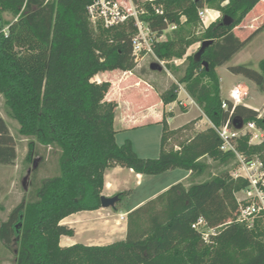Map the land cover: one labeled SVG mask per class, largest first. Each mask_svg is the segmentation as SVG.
I'll return each mask as SVG.
<instances>
[{
  "label": "trees",
  "instance_id": "trees-1",
  "mask_svg": "<svg viewBox=\"0 0 264 264\" xmlns=\"http://www.w3.org/2000/svg\"><path fill=\"white\" fill-rule=\"evenodd\" d=\"M91 1L0 0V94L8 116L19 124L18 133L28 140L25 160L40 158L32 171L28 198L0 224V240L8 248L18 244L16 264H264V215L251 228L238 221L240 206L249 202L236 195L248 186L246 179L232 175L238 166L200 182L176 183L130 211L124 239L102 245H61V236L75 234L62 223L64 218L102 207L109 168L126 167L143 175L182 168L191 172L190 182L212 167L207 159L239 165L234 152L221 149L222 139L212 125L168 148L184 127L170 129L166 114L158 157H141L130 139L118 144L114 126L118 104L106 100L111 82L95 81L94 76L117 69L146 76L156 69L137 67L133 22L113 28L91 25L87 14ZM262 1L157 0L165 7L164 16L155 15L147 4L146 18L159 35L177 24L153 46L156 56L178 75V83L165 90L153 85L164 104L179 101L183 84L216 127L228 121L235 127L255 122L264 131V116L258 110L244 104L233 110V103L223 98L217 71L264 31V22L245 39L234 31ZM205 8L218 10L221 17L198 31L199 10ZM7 12L16 18L14 23L4 19ZM226 17L232 19L230 24L224 22ZM7 26L9 34L4 30ZM209 39L214 41L199 60L196 52L187 54L192 45ZM15 41L21 50L26 48L19 55ZM174 59H183V65L171 64ZM229 69L264 93V59L259 70L246 65ZM236 145L245 158L264 163V141L250 143L246 134L237 138ZM47 148L58 153L57 173L40 179ZM17 157L15 137L0 116V164L13 165ZM130 193H118L119 200ZM200 217L217 228L208 241L192 228Z\"/></svg>",
  "mask_w": 264,
  "mask_h": 264
},
{
  "label": "rangeland",
  "instance_id": "rangeland-1",
  "mask_svg": "<svg viewBox=\"0 0 264 264\" xmlns=\"http://www.w3.org/2000/svg\"><path fill=\"white\" fill-rule=\"evenodd\" d=\"M220 16L216 17L215 19L211 17H206L204 20L201 19L202 24L198 31H202L205 27L209 26L212 22L217 20ZM4 19L8 21H12L13 23L16 21V18L10 13H4ZM264 22V3L257 6L255 9L250 11L243 22L235 28V33L241 39L247 38L253 31H255L259 26L262 25ZM9 26L5 28V33L9 34ZM16 42V41H15ZM14 43V41H13ZM16 50L19 53H23L20 48L19 42H16ZM201 42L195 43L189 49L187 54H192L197 52L200 49ZM34 53V52H33ZM264 59V31L257 34L255 38L238 54H236L228 63L225 65L219 66L217 68L218 74L221 78V88H222V96L224 99L230 98V92L235 87H240L243 91H248V96L243 98L242 104L246 105L250 104L254 107L258 108L260 116H264V93L260 91L259 87L251 80L247 79L243 75L234 74L230 71L229 67L233 65H246L253 69L259 70V63ZM162 61V60H161ZM160 60L156 59L153 55H146L142 60L138 63L139 67H149L152 64H155V72L147 73L146 77L153 81L160 89L165 90L173 83H178V75H175L171 72L169 65L166 64L165 61L161 62ZM183 59H174L171 64L182 66ZM140 65V66H139ZM151 69V68H150ZM183 72L180 73L182 75ZM183 86V84H181ZM180 87V85H179ZM181 97L178 101L176 111L180 113L177 117L175 123L180 125L182 121H186L191 117V121L187 123L180 132H178L168 143V148H176L177 145L182 142L186 141L191 138L197 131L205 130L211 123L209 119L204 115L203 111L193 103V110L188 115H181V113L188 112L192 107L190 104L184 106V104L188 103V98L186 99V93L180 87ZM247 106V105H246ZM249 107V106H248ZM0 113L4 114L6 118L9 120V123L12 127V130L15 134L16 138V145L18 148V161L14 164L13 167H4L0 166V224L3 220H6L11 210L18 205L23 199H27L29 196V192L32 185V171L33 169L40 164V158L38 155H34L32 160L27 162L25 160L26 155L28 153V140L25 139L18 133L19 124L16 120H12L6 111L5 102L3 96L0 94ZM174 113V112H173ZM182 128V127H180ZM159 131L158 126L152 125L146 127L144 129L135 130L132 132L133 135H138L139 141L137 144H143L146 140L148 142L154 143L156 138H158ZM119 142L122 141V134L118 136ZM144 140V141H142ZM137 145L141 148V145ZM143 149H141L142 151ZM42 152H44V148H42ZM58 153L56 150H51L47 148L46 151V160L45 163L42 165L41 169L39 170V178L44 179L48 176L55 175L57 173V161H58ZM151 157V158H156ZM212 166L210 169L206 171L203 176L195 177L192 181L189 182V179L185 181L186 184H190L191 182H200L206 180L213 176L214 174H219L223 170H232L236 168L238 165L235 162L230 163L227 166L219 165L217 162L212 161L211 159H207ZM184 169L176 168L167 174V176H163L162 180H158L157 184L161 182H166L172 178H174L178 173H184ZM60 171H58L59 173ZM243 178V177H242ZM246 179V178H244ZM151 185H145L142 189L136 190L129 195L124 196L122 200H119L116 204L119 208L123 211L129 210L131 206L136 204L145 194L146 191L150 189ZM149 187V189H148ZM147 189V190H146ZM248 187L239 190L238 197L243 199L247 195ZM109 208L110 207H104ZM92 220H99V219H106L111 218L110 215H106L103 213H96L94 217H90ZM89 218V219H90ZM128 223V215H121L120 217ZM64 223V222H62ZM65 224V223H64ZM68 226L72 227L76 233L74 238L75 243L80 242L84 244H99L101 237L97 234V231H90L89 228L82 227V229H77L71 224H67ZM119 237V234L112 237L111 240L115 241L118 240L116 238ZM65 238H69V236H65ZM65 238L62 239L61 244H65ZM111 241V242H113ZM18 244L15 242L12 248L6 247L2 241L0 240V264H16V251H17Z\"/></svg>",
  "mask_w": 264,
  "mask_h": 264
},
{
  "label": "crops",
  "instance_id": "crops-1",
  "mask_svg": "<svg viewBox=\"0 0 264 264\" xmlns=\"http://www.w3.org/2000/svg\"><path fill=\"white\" fill-rule=\"evenodd\" d=\"M263 2L264 0L260 4H263ZM205 9L207 10L206 17L208 18L211 17L215 19L217 16H220V12L218 10L210 8ZM93 79L98 82H111V87L106 95V100L115 101L118 104L116 108L114 122V126L116 129V140L118 144H122L126 139H130L133 142L136 152L141 157L159 156L161 150V136L163 131L162 120L164 119L165 114L170 129H178L180 127H184L187 123L192 120L190 117L186 121H182L180 125H177L175 121L177 120V117L180 114L176 111L178 102L164 104L161 99L160 93L153 86L155 85L154 82L150 81L145 75H141L138 72L123 71L119 69L108 70L99 72L94 76ZM183 91H185L186 93V99L188 98V103L184 104V106L190 104L192 107L188 112L181 113V115H188L194 108L192 105L193 103H195L197 106L199 105L186 92L184 88ZM179 94H181V91H179ZM180 98H182L181 95H179V99ZM246 105L258 110L257 107H254L250 104ZM0 116H2L7 121L10 127V131L15 137L9 120L2 113H0ZM209 122L211 123L210 120ZM152 125L158 126L159 131H161V134L159 132L158 138H156V141H154V143L148 142V140H146L143 144L139 143L141 145L140 148L139 146H137L139 145L137 144V141H139L138 139L140 136L138 137V135H133L132 132H134L135 130L144 129ZM120 134H122L123 137L121 143L119 142L118 138ZM141 149L143 150L141 151ZM18 157L15 163L18 161ZM0 166L13 167L14 164H0ZM172 170H168L158 175H143L138 174L133 169H129L126 167L115 166L109 168L105 172V187L103 190V195L114 196L126 190H130L132 193L136 190L142 189L146 184L151 185V187L149 186L150 189L148 187L149 190L146 189V194L136 204L131 206L129 210L123 211L118 206H116L117 208L110 207V209L101 207L97 210L80 211L77 213H73L64 218L62 222H64L65 224H71V226H74L77 229H82V227H85L89 228L90 231H97V234H99V236L101 237V239L99 240L100 243L98 245L112 243V237L117 234H119V237L116 239H124L127 235V223H125V221L120 218L121 215H128L130 211L134 210L135 208L139 207L150 199L157 197L160 193L164 192L172 185L179 182L185 183V181L188 180L191 174L190 171L184 169V173H178L174 178L166 182H161L157 184V182H159L158 180H162V178L167 176V174H170ZM236 195L237 198L240 199L238 197V193ZM96 213L110 215L111 218H102L98 221H94L90 217H94V214ZM76 233L77 232H75L73 236H69V238H65V236L68 235L61 236L60 242H62L63 238H65L64 240L66 241L65 244L61 245L68 246L74 244V238L76 236Z\"/></svg>",
  "mask_w": 264,
  "mask_h": 264
},
{
  "label": "built area",
  "instance_id": "built-area-1",
  "mask_svg": "<svg viewBox=\"0 0 264 264\" xmlns=\"http://www.w3.org/2000/svg\"><path fill=\"white\" fill-rule=\"evenodd\" d=\"M147 4L151 5L155 15H165V7L157 0H92L87 6V14L91 25L96 29L100 26L113 28L133 22L136 28L132 38L135 60L139 62L150 54L160 60L154 52V43L163 39L165 33L175 29L177 24L169 25L165 32L159 35L152 26V20L146 18L149 14ZM206 13V9L199 10V16L202 20L206 18ZM180 87L183 90L181 85ZM247 96V90L243 91L240 87L233 88L229 98L233 103V110L236 105L242 104L243 98ZM223 107H228L226 101H224ZM211 125L222 139L221 149L234 152L239 160V165L232 175L234 178L243 177L248 181L247 195L239 200H248L249 202L240 206L238 221L251 228L256 219L264 215V163L258 158H245L238 151L236 140L243 135L250 134V143H261L264 141V131L255 122H248L241 128L232 126L230 121L220 127H216L213 123ZM192 228L199 231L207 241L217 231V228L210 227L203 217L198 218L192 224Z\"/></svg>",
  "mask_w": 264,
  "mask_h": 264
},
{
  "label": "water",
  "instance_id": "water-1",
  "mask_svg": "<svg viewBox=\"0 0 264 264\" xmlns=\"http://www.w3.org/2000/svg\"><path fill=\"white\" fill-rule=\"evenodd\" d=\"M198 1V0H196ZM1 21V20H0ZM224 22L226 24H230L232 22V19L230 17H226ZM214 40L209 39V40H204L201 43L200 49L195 53V59H200L201 54L203 53V51L205 50V48L211 44ZM207 65V63H206ZM152 67L155 68V64H152ZM242 122L240 124L237 125V128H241L242 127ZM120 197L119 195H114V196H106V195H102L101 197V203H102V207H115L117 202L119 201Z\"/></svg>",
  "mask_w": 264,
  "mask_h": 264
}]
</instances>
